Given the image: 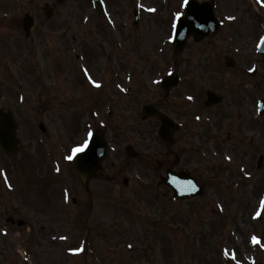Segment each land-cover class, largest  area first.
Masks as SVG:
<instances>
[{
    "label": "rangeland",
    "instance_id": "rangeland-1",
    "mask_svg": "<svg viewBox=\"0 0 264 264\" xmlns=\"http://www.w3.org/2000/svg\"><path fill=\"white\" fill-rule=\"evenodd\" d=\"M46 1L57 7L50 19L41 10ZM105 1L107 16L96 12L91 0H0V104L19 122L20 146L12 158L25 213L17 215L26 221L21 227L6 225L2 195L0 228L8 229V256L0 252V264H84L78 250L85 249L88 224L95 230L90 252L98 251L102 264H264V159L258 167L264 115L258 117L256 105L264 97V64L256 53L264 14L251 0H217L222 32L201 42L190 38L177 50L171 37L183 0ZM26 12L39 16L30 37L21 24ZM5 14L14 18L4 19ZM227 54L237 60L232 68L224 63ZM177 63L180 83L164 98L160 81ZM253 65L258 72L249 76ZM89 76L101 89H92ZM207 89L225 97L215 110L206 111L200 102ZM148 103L178 119L180 130L170 149L179 153V161L158 137L161 121L143 116ZM41 120L53 122L54 133L65 127L68 135L60 143L71 148L96 127L108 141L103 172L89 182L91 202L67 167L71 201L77 199L84 211L73 214L69 240L62 235L68 220L55 218L56 232L52 223L45 226L44 213L61 201L63 185H55L44 199L41 179L50 164L42 146L27 143L32 131L41 134ZM129 147L139 155L129 156ZM10 161L0 151V172ZM181 168L191 171L203 195L173 199L161 176ZM55 179L63 181L48 177ZM45 200L47 208L34 207ZM225 249L237 260L225 256Z\"/></svg>",
    "mask_w": 264,
    "mask_h": 264
},
{
    "label": "water",
    "instance_id": "water-1",
    "mask_svg": "<svg viewBox=\"0 0 264 264\" xmlns=\"http://www.w3.org/2000/svg\"><path fill=\"white\" fill-rule=\"evenodd\" d=\"M192 14L193 12L189 9L188 15L185 18H181L179 21H177L174 38V44L176 46L183 45L186 42L187 37L191 34L202 37L204 35L210 34L211 32H214V29L211 28H207L206 30L203 28H198L202 27L201 22H203V20L194 18ZM194 14H196V12H194ZM207 19V23H211L212 16L209 14L207 16ZM176 80V78H169L164 82V86L168 88L172 84L176 83ZM218 100L219 98L214 96L213 93H209V101L207 102V104L217 102ZM144 112L150 116H159L164 120V126L159 130L160 138L167 143L172 142L173 131L176 129L175 124L153 106L145 107ZM0 116L2 117V121L5 123V126L0 131V142L7 149H11L15 144L13 133H10V130L13 129V125L10 121L11 118L8 115L4 114L2 111H0ZM129 154L132 156L137 155L132 149H129ZM75 166L78 173L82 178H84L85 173L83 170V162L81 158H78V160L75 162ZM95 167H97V163H95ZM163 181L174 190V196L176 198L184 199L202 194V189L196 184L190 173L185 169H182L179 172H168L167 177L163 178Z\"/></svg>",
    "mask_w": 264,
    "mask_h": 264
},
{
    "label": "snow or ice",
    "instance_id": "snow-or-ice-1",
    "mask_svg": "<svg viewBox=\"0 0 264 264\" xmlns=\"http://www.w3.org/2000/svg\"><path fill=\"white\" fill-rule=\"evenodd\" d=\"M189 4H190V0H183V3H182L181 6L182 7H188ZM141 7H143V5H141ZM149 11H155V9H149ZM184 15H185V13L177 11L175 13V20L179 21ZM230 19H233V18L230 17ZM175 27H176V24L173 23V28H175ZM89 80H91V82L96 87H100V84L97 81H95L94 79H92L91 76H89ZM157 83H158V81H157ZM188 99L191 100V99H193V97L190 96V97H188ZM88 137H89V139L84 140L82 144H79V145H77V146H75V147H73L71 149V154L66 157L67 160L72 161L75 157H77L78 154H82V153L86 154V151L89 148L90 142H91V140L93 138V133L89 132L88 133ZM260 203H261V207L264 208V201H261ZM257 215L259 216L260 213H257ZM252 242L253 243H259V241H258L256 236L252 237ZM224 255L225 256H229L230 255L231 260H237L236 253L235 252L229 253L228 249L224 250ZM237 264H239V261H237Z\"/></svg>",
    "mask_w": 264,
    "mask_h": 264
},
{
    "label": "flooded vegetation",
    "instance_id": "flooded-vegetation-1",
    "mask_svg": "<svg viewBox=\"0 0 264 264\" xmlns=\"http://www.w3.org/2000/svg\"><path fill=\"white\" fill-rule=\"evenodd\" d=\"M212 108H214V107H212ZM212 108H209V109H212ZM8 214H9V211H8Z\"/></svg>",
    "mask_w": 264,
    "mask_h": 264
}]
</instances>
